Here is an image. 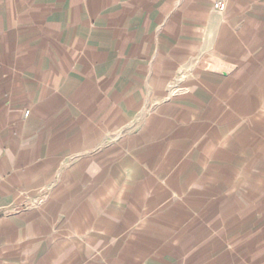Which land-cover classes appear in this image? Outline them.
I'll return each instance as SVG.
<instances>
[{
	"label": "crops",
	"instance_id": "crops-1",
	"mask_svg": "<svg viewBox=\"0 0 264 264\" xmlns=\"http://www.w3.org/2000/svg\"><path fill=\"white\" fill-rule=\"evenodd\" d=\"M0 264H264V0H0Z\"/></svg>",
	"mask_w": 264,
	"mask_h": 264
},
{
	"label": "built area",
	"instance_id": "built-area-1",
	"mask_svg": "<svg viewBox=\"0 0 264 264\" xmlns=\"http://www.w3.org/2000/svg\"><path fill=\"white\" fill-rule=\"evenodd\" d=\"M214 8L220 12H224L226 9V6L223 2H218L214 4Z\"/></svg>",
	"mask_w": 264,
	"mask_h": 264
}]
</instances>
